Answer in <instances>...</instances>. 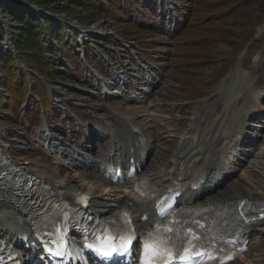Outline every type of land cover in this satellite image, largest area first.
I'll use <instances>...</instances> for the list:
<instances>
[{
	"label": "rangeland",
	"instance_id": "obj_1",
	"mask_svg": "<svg viewBox=\"0 0 264 264\" xmlns=\"http://www.w3.org/2000/svg\"><path fill=\"white\" fill-rule=\"evenodd\" d=\"M39 1L48 0H0V26L4 29L0 33V73L4 67L3 57L9 56L27 76L33 77V83L39 81L45 86L41 76L24 63L14 49L10 27L18 31L24 29V24L15 19L16 12L33 11L38 17H48L61 27L57 29L62 37L55 40L49 36L42 43V51L49 56L51 67L56 70L50 81L52 85L48 86L47 99L57 109H52L49 117L44 114L37 117L36 111H28L25 104L18 114L12 116L8 115L7 110L0 109L2 148L21 166L31 168L35 173L44 172L46 167L52 169L55 178L62 182L68 180V186L94 193L95 204L101 203L103 199L111 200L113 204L118 196L124 197L125 193L110 186H101L104 189L101 191L98 184L82 178L74 164V160L83 155L79 144L92 136L99 122L98 117L105 113L106 105L114 101V104H122L125 109L122 98L134 96L130 92L124 96L115 93L109 99L105 96L107 88H100L104 85L103 71L106 65L114 68L119 61L115 72L121 73L135 64L144 72L150 71L152 64L156 72L163 73L162 83L152 96L154 109L150 115L153 114V123L149 132L155 137L158 152L150 157L149 171L164 169L169 156L182 144L180 138L195 111L199 110L202 119L209 125L203 132L207 139L219 131V124L226 117L228 120L224 123L230 134L241 129L245 118L249 119L250 113L255 111L252 108L257 104L261 109L255 118H250L248 124L252 125L249 126L250 138L258 140L244 144L241 148L258 149L264 163V0H129L130 5H124L121 9L129 12L127 19L108 16L94 18L90 10L67 0H54L49 9H44ZM7 3L11 11L5 9ZM105 21L110 22L106 27L108 30L93 28ZM162 23L163 30L157 27ZM89 46L94 48L90 50L89 56H85L84 47ZM64 51L69 54L65 55ZM241 75L245 81H248L246 76L252 78L250 85L255 82L253 93L250 90L249 95L243 98L246 101L231 106L225 114L229 88L247 89L246 86H249L248 83L243 84ZM133 80L130 79L131 82ZM96 81H100L101 85ZM29 90L42 107L37 92L33 87ZM115 90L119 91L118 88ZM221 90L224 95L218 98L216 95ZM1 94H5V91ZM127 107L129 113L135 116V112ZM75 110L88 117L80 119L81 116ZM143 123L146 124L145 121ZM81 124L85 127H81ZM222 137L221 134L219 141H222ZM60 149H63L62 152L78 150V154L73 155L72 166L68 164L70 160H66V156L62 158L57 155H60ZM243 165L238 168L236 177L228 185L226 182L222 186L225 188L220 195L217 194L218 198L235 192L255 191L264 186V173H260L257 168L256 183H253L244 175V170L250 164L245 162ZM229 167L234 169L237 165L230 164ZM127 196L133 199L130 194ZM5 208L6 202L0 201V214ZM254 236L260 246L257 250H251L247 258L243 259L242 256L240 264H249L264 250V231H257Z\"/></svg>",
	"mask_w": 264,
	"mask_h": 264
},
{
	"label": "bare ground",
	"instance_id": "obj_2",
	"mask_svg": "<svg viewBox=\"0 0 264 264\" xmlns=\"http://www.w3.org/2000/svg\"><path fill=\"white\" fill-rule=\"evenodd\" d=\"M106 22L107 21H105L104 24L100 22L99 24H96L95 26H93V28L95 29L97 27H101L100 29L105 30L106 27L109 26L108 23H110V22H107V23ZM160 26L162 27V29H164L163 23ZM130 59L134 60L132 57H130ZM119 64H120V61L117 63L116 66H114V68H112L110 65H106L105 74L107 77L103 80V83L106 85V88H107L106 90H108L107 92H105L106 98L108 95H114L115 93L119 94V96H124L126 94H129V92L134 94V96L123 98V101L126 105L125 109L122 108L123 107L122 104H118V103L114 104V101L111 102L110 105H106L105 113L103 114V116L98 117L99 122H97V127L94 128L92 132V136L91 135H90L91 137L88 136L86 139H84L83 142H81V144H79L80 150L83 151L81 152L83 153V155H81L82 157L80 158L82 164L79 163L80 159L74 160V164H75V168L80 171L79 174L81 175L82 178L84 177L86 179H90L91 181H93L94 184H98V186L101 188V191H104L102 187L109 188L108 186L119 190L118 187L113 185L111 181L104 179L98 173L101 169H104V168L99 167L98 171L97 172L95 171L97 168V164L100 162L102 163V160L107 157L108 150L115 151L118 154L119 152L122 154H128L129 152H131V149L134 148L133 147L134 144L142 143L143 137H146L147 138L146 150H139V149L134 148L136 152L147 156L146 162L142 163L143 172L141 173V175L148 177L150 182L152 184H155L157 187L159 188L163 187V190L167 188L168 186L167 184L169 183L171 179L172 172L170 170L173 166L178 165V164H183L187 168L195 170V169H200L204 165V163L210 162L212 167H211L210 173L208 177L206 178L205 182L201 185V187L199 188V191L196 190V191L189 192L190 196L183 198L184 205L191 207L195 205H206L207 203H212L214 201H218L219 203H224L225 201H228V200H238L241 197L246 198L251 202L258 201V200H264V186L258 189L259 191L258 190H255V191L248 190V191H245L246 193L235 192L226 197H222V198L217 197L218 195H220L221 190L225 188L222 186L226 184V182L228 185V183L234 178V174L230 176L228 175V174H231L232 171L227 170L230 168L228 166V163L225 162L226 153H228V155L230 154L232 155L229 159H233V161L235 162L234 163L235 166L237 165V167H235L233 172H235L236 170L238 171V168H242L245 162L250 164L251 167L248 166L244 170V175L245 177L250 179L251 182L256 183L255 179H256V176H257L256 174L258 170L260 171V173L261 172L264 173V163L261 161L262 153L258 152V149L253 150L254 147L252 148L247 147L246 149L241 148V146L243 147L244 144L248 145L252 143L253 141L255 142V140H258V139L250 138L249 135H250L251 129L249 126L252 127V125L248 124L250 122L249 120H251L250 118H255L256 117L255 115H257L259 112L258 110L261 109L257 103H256L257 105H255V107L252 108L255 111H252L250 113L249 119H247L248 121L245 118V123H243L241 129L238 128L237 131L230 134L228 132L229 130L228 126L225 125V123L228 120V117H226L224 119L225 123L223 122L219 124V127H218L219 131L216 130L217 132L212 134L211 137L208 136L207 139L204 138L203 132L206 131L209 125L206 123L204 119H202L203 116L200 115L201 114L200 111L197 110L196 112L193 113L190 124L188 125L182 138H180L182 141V144L178 146L177 151L174 154H171L169 156L168 162L165 165L164 169L162 168L161 170H158V171H153V170L149 171L148 165H149L150 157H152L154 153L156 155V153L158 152V149H156L157 146H156L155 137L153 134H150L149 132V129H151V125L153 123V119H152L153 114L151 116L150 113H153L154 100H152V96H149L148 98L144 96L140 97V95L143 94V90L150 91L147 88H143V90L140 91L142 89V87L140 86L142 83L147 85L148 83L152 81L154 85V82L158 81L157 84H155V87L152 93H154L155 91L157 92L158 88L161 85L160 82L162 83L161 78H162L163 73L162 71L156 72V70L152 68V64H150V68H151L150 71L152 70L154 72L153 75H156V77L148 81L150 71L144 72L139 65L135 64V66L133 65L129 66L130 70L126 67L128 69L126 71H120L121 73L115 72ZM133 72L138 73V74H134ZM240 77L243 80V75H241ZM246 78L248 81L243 80V84L245 85H247V83L249 84V82L252 79L249 76H246ZM130 79L131 80L134 79V80L131 82ZM96 83L99 86L101 85L100 81H96ZM253 83L251 85L249 84V86H246L247 89H243V88L232 89V87L229 88L230 90H228V93L230 91L231 97L229 96V99H227L226 97V104H225L226 110L224 111L225 114L231 106L237 104L240 101H246V100H243V98L244 96L249 95L250 90H252V93H253V88H252ZM117 88H119L120 90L119 91L115 90ZM138 92H139V95L137 96L135 93H138ZM222 95H224L223 90L217 93L216 96L220 98ZM127 106H129V109H132L135 112L134 113L135 116L129 113ZM139 114H142V116ZM147 114L150 115L151 117L146 116ZM85 117L87 118L88 115H85ZM103 118L107 119L106 121L108 122L104 123ZM192 120H196V121L193 122ZM143 121H145L146 124H144ZM205 123L207 124L206 125L207 127L204 126ZM245 125L246 127L244 129ZM118 127H121V128H118ZM135 127L137 128V130L134 129ZM221 134L223 135L222 141H219ZM237 134L240 135L241 137L240 140H242L243 144L239 145L238 142L240 141L238 140L239 136ZM194 135L195 136L199 135V138L197 141L194 140V137H192ZM201 135H203V137ZM97 138H101L104 142L100 144L99 149L103 146H106V145L108 146H106L102 150H99V149L96 150L94 145H95V141L97 140ZM127 138H131V140L129 141L128 150L125 148V143L126 142L128 143ZM113 141L117 142L116 147H111L112 146L111 143ZM2 144L3 142L0 141L1 148L3 146ZM62 151L63 149H60L58 153H60L61 157L66 156L65 159L70 160L68 164L71 163V166H72L73 155H77L78 150L76 149L75 152H70L68 150H65L64 152ZM247 152L249 153L251 152V153L249 154ZM60 160H63V159H60ZM88 162L91 163L92 166H90L91 164H89ZM87 163L88 165H86ZM23 170H26V169L23 168ZM27 170L32 175L37 176L38 178H41L47 182H51V184L53 185L56 191H59L61 189L68 190L69 192H72V193L76 191H82V189L72 188L71 186H68V180L62 182L63 180L60 181L57 178H55V175L52 173V169H49L47 167L46 169L43 170L44 172L38 171L37 173H35L34 170H32L31 168H27ZM120 188H123V187H120ZM109 192H112V191H109ZM88 193L92 197V200H91L92 206L90 208V212L104 219L111 218L117 214L127 212V213H130L137 220V223H140L142 214L144 213L147 214L150 211L149 204L146 201H144V203L140 205V203L137 202L136 200L137 197L135 195H131L133 196V199L128 198L126 196L124 197L118 196L117 199L115 198L116 200H113L114 201L113 204L111 200H108V199L107 200L103 199L101 203L95 204L94 203V200H95L94 193L92 192H88ZM113 195L114 194H112V197ZM1 197H5L6 199H8L9 206H7V208L1 212L0 218L3 217V215L10 214V212H12L13 210L26 215L27 212H26L25 207L22 206L13 197H11L10 187L6 183V180L4 179L2 173H0V198ZM10 226H11L10 227L11 230L15 228L14 225H10ZM244 226H245L244 232H245L246 240L248 241L249 252H251V250H257L260 246V242L254 236V234L258 230L264 231V214L261 216L258 214L254 215V217L249 222H247ZM5 227H6V224H4L3 222H0V230L1 231L5 230ZM138 227L140 230H145L148 227V223H140ZM7 228H9V226H7ZM16 230H17L16 235H18L19 233L25 230V225L19 226L18 229ZM247 257L248 255L243 257V259ZM240 262L241 260L236 262L235 264H240ZM249 264H264V250L260 251V254L258 255L257 259H251Z\"/></svg>",
	"mask_w": 264,
	"mask_h": 264
},
{
	"label": "trees",
	"instance_id": "obj_3",
	"mask_svg": "<svg viewBox=\"0 0 264 264\" xmlns=\"http://www.w3.org/2000/svg\"><path fill=\"white\" fill-rule=\"evenodd\" d=\"M67 1L75 6L90 10L94 18L108 16L111 18L127 19L129 16V12L121 11L124 5H130L129 0ZM53 2L54 0L39 1V5L44 9H49V5ZM9 5L7 3L5 9L11 11V8L8 7ZM15 19L18 23L24 24V29L20 31L12 26L10 27L11 33H13L15 51L20 55L21 60L40 75L44 81L50 82L56 70L51 67L48 61L49 56L44 54L41 44L47 35L56 40L62 37L58 30L61 27L55 25V21L50 20L48 17H38L37 13L33 11L27 13L16 12ZM54 28H56L55 31H53ZM3 31L4 29L0 26V33H3ZM87 50L90 51L89 48ZM64 54L67 55L69 53L64 51ZM3 61L4 67L0 73V109L7 110L8 115L12 116L15 113L18 114L25 104L28 111H36L35 115L37 117L43 114L49 117L52 109H57V107L47 99V90L44 84L39 81L32 84L33 89L37 92V96L42 100V107H40L39 102L29 90L31 87L29 86V77L26 73L16 66L11 57L5 56V58L3 57ZM2 91H5V94H1ZM75 111L80 116H85L84 113Z\"/></svg>",
	"mask_w": 264,
	"mask_h": 264
},
{
	"label": "snow or ice",
	"instance_id": "obj_4",
	"mask_svg": "<svg viewBox=\"0 0 264 264\" xmlns=\"http://www.w3.org/2000/svg\"><path fill=\"white\" fill-rule=\"evenodd\" d=\"M149 235H152V234L149 233ZM162 243H163V241H157V242L155 243V245L153 246V255H155V256H159V255L162 254V250H161V248H160V245H161ZM145 248H146V250H147V248H148V245H147V244L145 245ZM125 250H126V249H125ZM114 251H120V249H114ZM187 251H188V249H185V252H186V253H187ZM163 252H167V249H164ZM168 254L170 255L171 253H168ZM104 255L108 256V255H111V253H110V252H105ZM182 258H184V259H190L189 256H185V257H182Z\"/></svg>",
	"mask_w": 264,
	"mask_h": 264
}]
</instances>
